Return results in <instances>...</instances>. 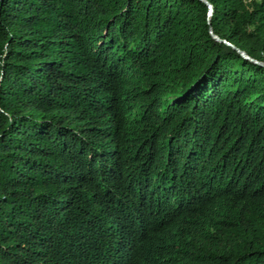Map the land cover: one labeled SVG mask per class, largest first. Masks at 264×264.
Listing matches in <instances>:
<instances>
[{"label":"trees","instance_id":"1","mask_svg":"<svg viewBox=\"0 0 264 264\" xmlns=\"http://www.w3.org/2000/svg\"><path fill=\"white\" fill-rule=\"evenodd\" d=\"M204 1L0 0V264H264V0Z\"/></svg>","mask_w":264,"mask_h":264},{"label":"water","instance_id":"2","mask_svg":"<svg viewBox=\"0 0 264 264\" xmlns=\"http://www.w3.org/2000/svg\"><path fill=\"white\" fill-rule=\"evenodd\" d=\"M200 2H202L203 4H205L207 6V9L210 11V7L206 4V2L204 0H198ZM212 38H214V36H212Z\"/></svg>","mask_w":264,"mask_h":264}]
</instances>
